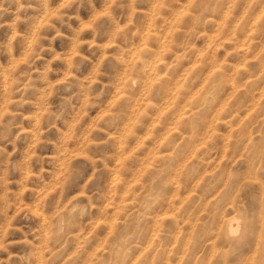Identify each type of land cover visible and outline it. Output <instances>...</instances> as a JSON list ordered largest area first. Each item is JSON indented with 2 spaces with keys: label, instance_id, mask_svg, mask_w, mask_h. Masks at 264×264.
<instances>
[{
  "label": "rangeland",
  "instance_id": "obj_1",
  "mask_svg": "<svg viewBox=\"0 0 264 264\" xmlns=\"http://www.w3.org/2000/svg\"><path fill=\"white\" fill-rule=\"evenodd\" d=\"M262 47L263 0H0V264H264Z\"/></svg>",
  "mask_w": 264,
  "mask_h": 264
},
{
  "label": "bare ground",
  "instance_id": "obj_2",
  "mask_svg": "<svg viewBox=\"0 0 264 264\" xmlns=\"http://www.w3.org/2000/svg\"><path fill=\"white\" fill-rule=\"evenodd\" d=\"M200 1H201V0H200ZM203 1H204V0H203ZM263 1H264V0H263ZM200 3H201V2H200ZM262 5H263V4H262ZM183 6H184V5H183ZM201 6H202V5H201ZM205 7H206V6H205ZM180 9H181V8H180ZM241 9H242V8H241ZM178 10H179V9H178ZM182 10H183V8H182ZM256 10H257V8H256ZM259 10H260V12H261V9H260V8L258 9V11H259ZM45 12H46V11H45ZM180 12H181V11H180ZM253 12H255V11L253 10ZM260 12H259V13H260ZM177 13H179V12H177ZM225 13H226V12H225ZM249 14H250V13H249ZM251 14L254 16V13L251 12ZM255 14H256V13H255ZM257 14H258V13H257ZM257 14H256V15H257ZM176 15H177V14H176ZM256 15L254 16L255 19H256ZM246 17H248V16H246ZM176 18H177V17H176ZM248 18H249V17H248ZM248 18H247V19H248ZM251 19H252V18H251ZM251 19H250V20H251ZM253 19H254V18H253ZM253 21H254V20H253ZM173 22H174V21H173ZM170 24H171V23H170ZM238 24H239V23H238ZM249 24H250V23H249ZM171 26H172V25H171ZM249 26H250V25H249ZM168 28H171V27L169 26ZM235 28H236V27H235ZM167 30H169V29H167ZM150 31H151V30H150ZM169 31H170V30H169ZM249 31H250V30H249ZM234 32H236V30H235ZM205 34H206V32H205ZM236 34H237V32H236ZM146 35H147V33H146ZM146 35H143L142 37H144V36L146 37ZM151 36H152V35H151ZM157 36H158V35H157ZM216 36H217V35H216ZM230 36H231V35H230ZM230 36H229V37H230ZM212 37H213V36H212ZM212 37H211V38H212ZM219 37H220V36H219ZM225 37H226V36H225ZM225 37H224V38H225ZM152 38H153V37H152ZM154 38H155V36H154ZM160 38H161V37H160ZM163 38H164V37H163ZM214 38H215V37H214ZM214 38H213V39H214ZM220 38H221V37H220ZM245 38H246V36H245ZM156 39H157V37H156ZM217 39H218V37H217ZM222 39H223V38H222ZM152 40H153V39H152ZM160 40L163 41V39H160ZM206 40H207V38H206ZM228 40H229V39H228ZM244 40H245V39H244ZM209 41H210V40H209ZM221 41H222V40H221ZM217 42H219V41H217ZM231 42H232V41H231ZM240 42H241V40H240ZM243 42H245V41H243ZM246 42H247V41H246ZM162 43H163V42H162ZM162 43H161V45H162ZM221 43H222V42H221ZM213 44H214V42H213ZM224 44H225V43H224ZM246 44H247V43H246ZM207 45H208V44H207ZM249 45H251V43L248 44L247 46H249ZM162 46H164V44H163ZM211 46H212V45H211ZM220 46H221V45H220ZM262 48H263V47H262ZM262 48H261V49H262ZM209 49H210V48H209ZM213 49H214V48H213ZM213 49H212V50H213ZM200 50H201V49H200ZM235 50H236V49H235ZM242 50H243V49H242ZM263 50H264V48H263ZM214 51H215V50H214ZM235 52H237V50H236ZM249 52H250V51H249ZM258 52H259V50H258ZM262 52H263V51H262ZM200 53H201V52H200ZM210 53H211V52H210ZM240 53H244V54H243L244 56L247 55V52L245 53L244 51H243V52L240 51ZM255 53H256V52H255ZM245 54H246V55H245ZM249 54H250V53H249ZM260 54H261V53H260ZM260 54H259V56H260ZM208 55H209V54H208ZM243 55H242V58H243ZM214 56H215V55H214ZM247 56H248V55H247ZM249 56H251V55H249ZM259 56H258V58L261 59ZM210 57H212V56H210ZM261 57H262V56H261ZM214 58H216V57H214ZM248 58H251V57H248ZM252 58H253V56H252ZM258 58H256V59H258ZM160 59L162 60V56H161ZM207 59H209V56H208ZM240 59H241V58H239V60H240ZM256 59H255V60H256ZM262 59H263V58H262ZM209 60H210V59H209ZM241 60H242V59H241ZM241 60H240V61H241ZM244 60H245V59H244ZM246 60H247V59H246ZM156 62H157L156 64H158V61H156ZM230 62H231V61H230ZM233 62H234V64H236L235 61H233ZM245 62H246V61H245ZM194 63H195V62H194ZM212 63H213V61H212ZM240 63H241V62H240ZM149 64H150V63H149ZM153 64H154V62H153ZM220 64H221V63H220ZM237 64H238V63H237ZM237 64H236V65H237ZM241 64H242V63H241ZM161 65H163V64L161 63ZM202 65H203V64H202ZM236 65H235V66H236ZM247 65H249V63H248ZM256 65H257V64H256ZM153 66H154V65H153ZM159 66H160V65H159ZM191 66H192V65H191ZM209 66H210V65H209ZM211 66H213V64H212ZM216 66L218 67V63H217ZM232 66H234V65H232ZM235 66H234V67H235ZM238 66H239V65H238ZM240 66H241V65H240ZM243 66H244V63H243ZM245 66H246V64H245ZM156 67H157V66H156ZM189 67H190V66H189ZM221 67H223V66H221ZM234 67H233V68H234ZM250 67H251V66H250ZM250 67H249V68H250ZM150 68H151V66H150ZM154 68H155V66H154ZM151 69H152V68H151ZM209 69H210V68H209ZM209 69H207V70H209ZM212 69H213V67H212ZM212 69H211V70H212ZM227 70H228V69H227ZM207 72H208V71H207ZM210 72H211V71H210ZM252 72H253V71H252ZM212 74H213V76H214V73H212ZM230 74H231V73H230ZM230 74H229V75H230ZM236 75H237V74H236ZM70 77H71V76H70ZM232 77H233V76H232ZM209 78H210V77H209ZM218 78H219V77H218ZM220 78H222V77H220ZM229 78H230V77H229ZM234 78H235V77H234ZM201 79H202V78H201ZM216 79H217V77H216ZM235 79H236V78H235ZM202 80H203V79H202ZM231 80H232V79H231ZM236 80H237V79H236ZM204 81H205V79H204ZM204 81H203V82H204ZM219 81H220V80H219ZM212 82H213V81H212ZM216 82H218V79L216 80ZM238 82H239V81H238ZM201 83H202V82H201ZM214 83H215V82H214ZM233 83H234V82H233ZM218 84H221V83H218ZM218 84H216V85L218 86ZM213 85H214V84H213ZM219 86H220V85H219ZM234 86H235V85H234ZM244 86H245V85H244ZM231 87H232V85H231ZM209 88H210V87H209ZM215 88L217 89L216 86H215ZM215 88H213V89H215ZM223 88H224V87H223ZM175 89H178V87L175 88ZM219 89H220V88H219ZM230 90H231V89H230ZM220 91H221V89H220ZM118 93H120V92L118 91ZM123 93H124V92H123ZM123 93H121V94H123ZM171 93H172V92H171ZM211 93H212V91H211ZM214 93H215V92H214ZM218 93H219V91H218ZM121 94H120L119 96H121ZM216 94H217V93H216ZM209 95H210V94H209ZM209 95H208V96H209ZM211 95H212V94H211ZM215 96H216V95H215ZM123 97H125V96H123ZM209 97H210V96H209ZM188 98H189V97H188ZM205 98H208V97H205ZM211 99H214V96H212ZM215 99H216V98H215ZM203 101H204V100H203ZM207 101H208V100H207ZM210 101H211V100H210ZM210 101H209V102H210ZM209 102H208V103H209ZM204 103H205V105H206V102H204ZM204 103H203V104H204ZM215 103H216V102H215ZM123 104H124V103H123ZM189 105H190V104H189ZM201 105H202V104H201ZM249 105H250V104H249ZM223 106H224V104H223ZM185 107H186V106H185ZM249 107H250V106H249ZM193 110H194V109H193ZM239 110H240V109H239ZM185 111L188 113L187 110H185ZM234 111H235V110H234ZM218 112H219V111H218ZM184 113H185V112H184ZM239 113H240V112H239ZM183 115H184V114H183ZM216 115H217V114H216ZM177 118H178V117H177ZM179 118H180V117H179ZM212 119H213V118H212ZM259 122H260V121H259ZM201 125H202V124H201ZM204 125H205V124H204ZM232 134H233V133H232ZM229 135H230V134H229ZM232 136H233V135H232ZM256 139H257V138H256ZM201 141H202V139H201ZM239 141H240V140H239ZM248 146H249V145H248ZM165 147H166V146H165ZM257 148H258V147H257ZM176 150H177V148H176ZM237 150H238V149H237ZM256 150H257V149H256ZM256 152H257V151H256ZM197 154H198V153H197ZM248 154H249V153H248ZM235 155H236V154H235ZM241 155H242V154H241ZM173 156H174V155H173ZM117 158H118V157H117ZM186 159H187V158H186ZM166 160H167V159H166ZM244 163H245V162H244ZM263 165H264V164H263ZM252 166H253V165H252ZM192 167H193V166H192ZM254 167H255V166H254ZM178 169H179V167H178ZM115 170H116V169H115ZM187 170H188V169H187ZM246 171H247V170H246ZM234 172H235V171H234ZM120 174H121V173H120ZM175 174H176V173H175ZM113 176H114V174H113ZM166 176H167V175H166ZM177 176H178V175H177ZM161 178H163V177H161ZM173 179H175V178H173ZM194 179H195V178H194ZM113 180H115V179H113ZM113 180H112V181H113ZM178 180H179V177H178ZM180 180H181V179H180ZM113 182H114V181H113ZM219 183H220V182H219ZM238 183H239V180H238ZM238 183H237V184H238ZM175 184H176V183H175ZM232 184H233V183H232ZM235 184H236V183H235ZM237 184H236V185H237ZM239 184H241V182H240ZM219 185H220V184H219ZM256 186H257V185H256ZM123 187H124V186H123ZM234 187H235V186H234ZM176 188H177V187H176ZM178 190H179V189H178ZM260 191H261V188H260ZM224 192H225V191H224ZM213 193H214V192H213ZM238 193H239V192H238ZM237 195H238V194H237ZM124 196H125V195H124ZM125 197H126V196H125ZM260 197H261V195H260ZM260 197H259V198H260ZM237 198H238V196H237ZM218 199H219V198H218ZM125 201H126V200H125ZM150 202H151V201H150ZM174 202H175V201H174ZM212 202H213V201H212ZM258 205H259V203H258ZM105 206H106V205H105ZM121 206H122V204H121ZM222 206H223V205H222ZM135 207H136V206H135ZM263 208H264V207H262V210H264ZM238 209H239V208H238ZM260 210H261V209H260ZM240 212H241V211H240ZM238 213H239V210H238ZM263 213H264V212H263ZM166 214H167V213H165V215H166ZM174 214H175V213H174ZM261 214H262V212H261ZM165 215L163 214V216H165ZM167 215H168V214H167ZM167 215H166V217H167ZM228 215H229V214H228ZM236 215H238V214H236ZM248 215H249V214H248ZM62 216H63V215H62ZM159 216H160V215H159ZM230 216H231V215H230ZM234 216H235V215H234ZM227 217H228V216H227ZM239 217H240V216H239ZM239 217H238V218H239ZM162 218H163V217H162ZM171 218H172V216H171ZM234 218H235V217H232V218L230 217V218L223 219V220L225 221V222L223 221V223H226V224L228 225V226H227V231H226L225 229H224V230H225V232L228 233V235L230 234L229 236H232V237L236 235V233H237V231H238L237 229H239L238 226H239V224L241 223V222H240L241 219H240V220H239V224L237 223L236 227L233 228V227H232V222H231V221H232ZM241 218L244 219L245 217H244V218L241 217ZM246 218H247V217H246ZM236 220H237V218H236ZM233 221H234V220H233ZM241 221H243V220H241ZM237 222H238V221H237ZM242 223H243V222H242ZM246 223H248V221H246V219H245V224H246ZM245 224L243 223L242 226L245 225ZM248 224H249V227H250V222H249ZM223 225H224V224H223ZM240 225H241V224H240ZM234 226H235V225H234ZM251 226H252V225H251ZM245 227H247V225H245ZM245 227L243 228L244 230H245ZM249 227H248V229H249ZM263 228H264V227H263ZM241 229H242V228H241ZM241 229H240V230H241ZM250 229H252V228H250ZM250 229H249V231H250ZM246 230H247V229H246ZM235 231H236V233H235ZM247 231H248V230H247ZM239 232H240V231H239ZM242 233H243V235H244V232H243V231H242ZM242 233H241V234H242ZM226 237L228 238L227 235H226ZM238 237H239V236H238ZM231 239H232V238H231ZM203 243H204V242H203ZM212 243H213V242H212ZM256 244H257V243H256ZM193 245H194V243H193ZM212 249H213V248H212ZM214 250H215V249H214ZM217 253H218V251H217ZM56 254H57V253H56ZM56 254H55V255H56ZM58 254H59V253H58ZM103 259H104V258H103ZM105 260H106V259H105ZM212 263H213V262H212ZM236 263H237V262H236Z\"/></svg>",
  "mask_w": 264,
  "mask_h": 264
}]
</instances>
